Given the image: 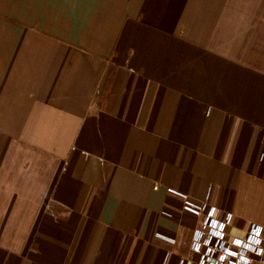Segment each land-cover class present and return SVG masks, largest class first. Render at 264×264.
I'll use <instances>...</instances> for the list:
<instances>
[{
    "label": "crops",
    "instance_id": "1",
    "mask_svg": "<svg viewBox=\"0 0 264 264\" xmlns=\"http://www.w3.org/2000/svg\"><path fill=\"white\" fill-rule=\"evenodd\" d=\"M187 201L264 228V0H0V264H198Z\"/></svg>",
    "mask_w": 264,
    "mask_h": 264
},
{
    "label": "built area",
    "instance_id": "2",
    "mask_svg": "<svg viewBox=\"0 0 264 264\" xmlns=\"http://www.w3.org/2000/svg\"><path fill=\"white\" fill-rule=\"evenodd\" d=\"M184 209L204 216L195 232L192 251L200 256L198 264H264V228L252 224L243 237H232V213L216 207L185 202ZM168 215L167 213H164Z\"/></svg>",
    "mask_w": 264,
    "mask_h": 264
}]
</instances>
